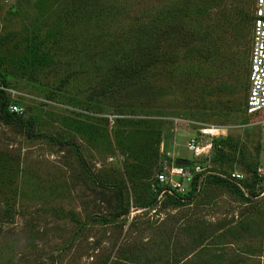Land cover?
Wrapping results in <instances>:
<instances>
[{"label": "rangeland", "instance_id": "rangeland-1", "mask_svg": "<svg viewBox=\"0 0 264 264\" xmlns=\"http://www.w3.org/2000/svg\"><path fill=\"white\" fill-rule=\"evenodd\" d=\"M241 1L253 16L255 0H0V90L32 122L0 119V264H264ZM211 126L195 197L147 206ZM233 170L241 193L212 182Z\"/></svg>", "mask_w": 264, "mask_h": 264}, {"label": "built area", "instance_id": "built-area-1", "mask_svg": "<svg viewBox=\"0 0 264 264\" xmlns=\"http://www.w3.org/2000/svg\"><path fill=\"white\" fill-rule=\"evenodd\" d=\"M8 110L12 113L22 114V108L17 104H9ZM264 110V0H255L253 18L251 24V37L249 49L248 67V93L245 101V113L250 115ZM263 132L264 142V117L259 120ZM224 129L218 127H200L196 134L189 137L186 148L191 152L194 164L176 165L174 162L156 174L159 184V194L157 199L164 196L183 197L190 191V181L195 173L208 172L206 167L201 166L195 160L206 156L210 152L211 142L202 141L206 136L223 135ZM182 158V157H181ZM188 159V158H184ZM258 177L264 175V161L255 168ZM220 177L237 184L244 180L242 172L233 170ZM198 190L196 186L195 193ZM184 200V199H182Z\"/></svg>", "mask_w": 264, "mask_h": 264}, {"label": "trees", "instance_id": "trees-1", "mask_svg": "<svg viewBox=\"0 0 264 264\" xmlns=\"http://www.w3.org/2000/svg\"><path fill=\"white\" fill-rule=\"evenodd\" d=\"M246 6L248 7V5L246 4ZM244 7L243 6V2L241 1L240 2V6H237V16L239 18V20H241L242 22L243 21H248L249 19H251L252 21V18L253 16H250V11H249V7ZM229 22V21H228ZM150 62H149V59L148 61L146 62V65H148ZM115 71H117L120 75H124V73H127L126 71L128 70L129 72H133L135 73V76L139 73L137 70H136V66H119L117 65L115 68ZM9 96L8 94L3 91V90H0V119L5 122V123H16V122H21V123H26V125L29 127V132L31 131L32 127V122L31 120L26 119V118H23L24 115L22 114H16V113H12L8 110V102H9ZM244 110H245V106H244ZM198 163H200L198 160H197ZM194 164V160L191 159V165ZM260 164V163H257L256 165H253L254 167H251L250 169H252V172H251V175L253 177V180H261L264 182V175L261 176V177H258L255 173V168L256 166ZM161 171V170H158L156 171L154 174H155V182H156V190L154 189V191L152 192V198L148 201V204L147 206L151 205L153 202H156V199H157V195H158V192H159V189L160 187L158 186V182H157V178H156V174ZM251 171V170H250ZM201 175V173H195L192 177V180L190 181V191L184 195L183 197H171V196H167L166 199H168V202L169 203H172V204H184L185 202H188L190 201L192 198L195 197V189H196V186L198 184V179H199V176ZM212 177V182L216 183V182H220V183H228L229 185H232L234 187V189L237 191V192H240V190L233 184V182H229L228 180L226 179H222V178H219V177H216V176H211ZM113 190H115V193L117 194V196L119 195V198H118V203H122V193H121V190L119 189H115L114 187H112ZM241 193V192H240ZM184 199V200H182ZM126 209L122 210L121 212H118V215L123 213Z\"/></svg>", "mask_w": 264, "mask_h": 264}, {"label": "water", "instance_id": "water-1", "mask_svg": "<svg viewBox=\"0 0 264 264\" xmlns=\"http://www.w3.org/2000/svg\"><path fill=\"white\" fill-rule=\"evenodd\" d=\"M174 163L176 165H189L190 164V160L189 159H184V158H176L174 160Z\"/></svg>", "mask_w": 264, "mask_h": 264}]
</instances>
